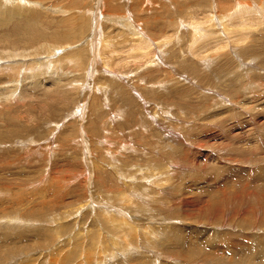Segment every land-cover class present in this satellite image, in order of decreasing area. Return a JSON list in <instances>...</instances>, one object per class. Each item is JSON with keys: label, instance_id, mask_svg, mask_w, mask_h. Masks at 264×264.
<instances>
[{"label": "rangeland", "instance_id": "374dc122", "mask_svg": "<svg viewBox=\"0 0 264 264\" xmlns=\"http://www.w3.org/2000/svg\"><path fill=\"white\" fill-rule=\"evenodd\" d=\"M33 1L40 5L0 17V214L26 220L0 225L6 243L0 248L20 244L21 233L55 246L7 257L4 264L66 263L75 248L70 246L88 247L93 239L98 242L100 231L111 233L107 222L117 210L123 221L140 229L144 223L161 234H154L157 242L121 234L125 240L108 248L117 259L109 257L105 264H222L216 258L224 252L217 247L231 244L236 251L233 258L228 255L229 264H247L238 259H245L238 253L244 249H252L251 260L259 261L264 252V24L243 36L235 27L242 16L232 18L231 12L248 1L256 8L240 13L257 18L251 9L264 14V0H215V7L214 0H147L139 15L133 0ZM212 14L227 18L235 28L229 30L232 38L243 43L235 40V49L213 54L209 38L216 37L218 27L205 26ZM124 18L129 20L123 24ZM130 20L153 46H162L147 56L139 49L129 54L137 37L124 28ZM204 21L211 36L194 38ZM43 40L56 46L47 58L32 53ZM38 58L41 63L30 65ZM7 60H19L25 73L31 70L16 75L18 64L12 62L8 71ZM147 187L149 195L140 193ZM141 194L150 201L137 202ZM99 205L109 213L105 222ZM10 235L13 244L3 239ZM98 256L89 250L90 262Z\"/></svg>", "mask_w": 264, "mask_h": 264}, {"label": "bare ground", "instance_id": "6f19581e", "mask_svg": "<svg viewBox=\"0 0 264 264\" xmlns=\"http://www.w3.org/2000/svg\"><path fill=\"white\" fill-rule=\"evenodd\" d=\"M98 1V3H99V1L100 0H97ZM111 1V0H110ZM134 2V5H135V11H136V13L138 14V13H141L142 12V6L146 3H148V1L146 0H133ZM154 1V0H153ZM156 1V0H155ZM212 1V0H211ZM250 1V0H249ZM253 1V0H252ZM251 1V2H252ZM17 2V4H15ZM103 3H104V1H102ZM101 2V3H102ZM161 2H162V0H161ZM213 3V5H214V7L216 6V4H215V0L214 1H212ZM236 2V1H235ZM243 2V1H242ZM245 3L244 4H240V3H237L236 5H238V10H233V12H231L233 15H232V18H233V16L235 17L236 15H238V14H240L241 16H242V21L241 22H239L238 23V25L236 26L235 25V27H236V31L237 32H239L240 34H242L243 36H245V34H251L253 31H256V30H258V29H260L259 28V26H260V24H264V14L262 13V9H251L252 10V12H253V14L254 15H256L257 16V18H254L253 16H251V17H244L243 16V14H244V11H246V10H244L243 12H241L240 13V11H242V9H247V11L252 7V8H256V7H253V5L250 3V2H246V1H244ZM254 2V1H253ZM32 3H36V4H39V2H37V1H33V0H1L0 1V17H1V15L2 14H10V15H15V14H18V13H23V12H25L26 11V7L27 6H31L32 5ZM71 3V2H70ZM167 3V2H166ZM256 3V2H255ZM9 4H11V5H9ZM13 4H15V5H13ZM31 4V5H30ZM229 4V3H228ZM231 4V3H230ZM229 4V5H230ZM254 4V3H253ZM40 5V4H39ZM71 5V4H70ZM74 5V4H73ZM149 5H151V4H149ZM167 5V4H166ZM220 5V4H219ZM235 5V4H234ZM233 5V6H234ZM35 6V5H34ZM99 6V5H98ZM140 6H141V8H140ZM147 6V5H146ZM145 6V7H146ZM156 6V5H155ZM225 6H226V4H225ZM258 6V5H257ZM4 7H7V8H5L4 9ZM71 7V6H70ZM160 7V6H159ZM171 7V6H170ZM235 7V6H234ZM234 7H233V9H234ZM26 8V9H25ZM73 8H74V6H73ZM81 8V7H80ZM221 8V7H220ZM61 9V8H60ZM64 9L65 8H63L61 11H64ZM68 9V8H67ZM140 9V10H139ZM171 9V8H170ZM226 9V8H225ZM230 9V8H229ZM227 10V9H226ZM57 11V10H56ZM246 11V12H247ZM65 12H69V11H65ZM71 12V11H70ZM74 12V11H73ZM77 12V11H76ZM56 13V12H55ZM63 13V12H62ZM64 14V13H63ZM99 14V13H98ZM103 14H104V12H103ZM73 15V14H72ZM72 15L71 16H69V18H67V20L69 21V19L70 18H72ZM100 15V14H99ZM139 15V14H138ZM247 15V14H246ZM83 16H84V14H83ZM100 16H102V15H100ZM99 16V18H101ZM210 16H211V14H210ZM231 16V15H230ZM229 16V17H230ZM10 17V16H9ZM73 17H74V15H73ZM78 17V16H77ZM238 17H239V15H238ZM237 17V18H238ZM75 18V17H74ZM82 18H84V17H82ZM116 18V17H115ZM6 19V18H5ZM30 19V18H29ZM64 19V18H63ZM66 19V18H65ZM73 19V18H72ZM71 19V20H72ZM131 19V18H130ZM231 19V18H230ZM8 20V19H7ZM111 20V19H110ZM116 20V19H115ZM129 19L128 18H124L123 19V21H122V23L124 24L125 22H127ZM233 20V19H232ZM108 21H109V18H108ZM114 21V20H113ZM206 21H208V23H209V21H210V24H207L205 21L203 22V24H202V22H200V23H198V25H197V28H196V30H194V29H192V30H194L195 31V33H194V38H199L200 36L203 38H205L206 37V39H207V37H210L211 35L209 34V32H208V30H204V24L206 23L207 25H205V26H208V27H213V30H214V28L216 29L217 27H218V29L216 30V32H218V34H216V32H213L214 33V35L216 34V37H214V36H212V37H210L209 38V40L210 41H212V42H214V44L212 45V47L213 48H215V49H213V54L215 53V54H218V53H220V51L219 50H221V49H227L228 48V46H229V48L230 47H232V49H235L236 48V45H234L235 44V42H238V43H240V41H241V43H243V40H241V39H239V40H234L233 38H232V36H231V34H230V32H229V30H231V33H232V30L234 29L235 30V28L233 27V29H231V26H232V24H231V26L228 24V19L227 18H223V17H219V18H217L216 16L215 17H213V14H212V17L210 18V19H207ZM238 21H239V19H238ZM4 22H6L5 20H4ZM74 22V21H73ZM103 22V21H102ZM121 23V24H122ZM230 23H231V20H230ZM233 23V22H232ZM0 24H2V22H0ZM75 25V24H74ZM148 25V24H147ZM202 27H201V26ZM221 25H222V29H221ZM71 26H73V25H71ZM195 26H196V24H195ZM234 26V25H233ZM85 26H84V23H83V28H84ZM207 27V28H208ZM97 28V27H96ZM124 28H126V30H129L131 33H133V35L134 36H137L136 38L135 37H133V40L136 42L135 44L136 45H133L132 47H131V49L130 50H132V51H128L129 52V54L130 53H137L138 52V50H136V49H139V50H141L142 51V55H144V54H146L145 56H147V53H148V51H150V49H154L155 47H157V45L159 46V47H161L162 46V44L163 43H158L157 45H154L153 46V41L150 39V37H148L147 35H145V33H144V31L142 30V32L140 31L141 29H139V27H138V25H136L135 24V22L133 21V20H130L129 22H128V24H127V26H125ZM151 28V27H150ZM192 28V27H191ZM191 28L189 29V30H191ZM90 29V28H89ZM83 30V29H82ZM96 30V29H95ZM94 30V32H96ZM125 30V31H126ZM147 30V29H146ZM71 31V30H70ZM73 31V30H72ZM221 31V32H220ZM67 32V31H66ZM126 32H128V31H126ZM192 32V31H191ZM235 32V31H234ZM245 32V33H244ZM248 32H250V33H248ZM72 32H70V35H72L71 34ZM89 33V32H88ZM213 33H211V34H213ZM64 34V33H63ZM127 34V33H126ZM69 35V34H68ZM67 35V36H68ZM74 35H76V34H74ZM73 35V36H74ZM97 35V34H96ZM99 35V34H98ZM125 35V34H124ZM128 36H129V34H127ZM235 35V34H234ZM108 36V35H107ZM139 36H140V38H139ZM218 36V37H217ZM76 37V36H75ZM91 37V38H90ZM70 38H71V36H70ZM114 38V37H113ZM68 39V38H67ZM92 39V42L90 41ZM97 39V38H96ZM130 39V38H129ZM245 39H247V40H245ZM248 39H250L249 37H246V38H244V40L245 41H248ZM69 40V39H68ZM72 40V39H71ZM87 40L88 41H90L89 43H91V46H92V48L94 47V44H96L94 41H95V39H94V37L93 36H88L87 37ZM109 40H110V37H109ZM111 40H113V39H111ZM115 40V39H114ZM66 41V40H65ZM235 41V42H234ZM43 43H41V42H39L38 44H37V46L36 47H34L35 48V50L32 52V53H35L34 54V56L36 55V54H39V53H47V54H49V55H47V56H45L44 58H47V57H49L50 55H52V53H54L55 51H56V46H53V42L50 44L47 40H43L42 41ZM230 43V44H229ZM108 43H105V42H103V49H104V51H106V53L107 52H109V51H107L106 50V48H104L106 45H107ZM82 45V44H81ZM87 45H89L88 43H87ZM98 45H95V48H94V50H96V47H97ZM139 46V47H138ZM88 47V46H87ZM85 48H86V46H85ZM98 48H100V47H97V50L96 51H98V53H99V49ZM102 48V47H101ZM206 48V47H205ZM208 48L209 49H205L206 51H210V46H208ZM79 49V48H78ZM113 49V48H112ZM204 49V48H203ZM101 50V49H100ZM77 51H79V52H81V51H83L82 50V48H80V50H77ZM85 51V50H84ZM95 51V52H96ZM103 51V50H102ZM204 51V50H203ZM205 51V52H206ZM217 51V52H216ZM92 52H93V49H92ZM111 52V51H110ZM109 52V53H110ZM77 53V52H76ZM83 53V52H82ZM90 53V52H89ZM97 53V52H96ZM97 53V54H98ZM208 53V52H207ZM19 54V53H18ZM17 54V55H18ZM92 54H95V53H92ZM105 54V53H104ZM148 54H151V53H148ZM199 54L200 53H198L197 55L199 56ZM209 54V53H208ZM16 54H13V57H15V56H17ZM26 55V53L24 54V53H21L20 54V57H23V56H25ZM100 55V54H99ZM77 56V55H76ZM75 56V57H76ZM79 56V55H78ZM77 56V57H78ZM83 56V55H82ZM94 56H97L96 54L94 55ZM202 56H203V54H202ZM206 56V55H205ZM19 57V56H18ZM91 58V57H90ZM89 58V59H90ZM133 58V57H132ZM144 58V57H143ZM150 58V57H149ZM196 58V57H195ZM42 59V58H41ZM41 59L40 58H38V59H36V60H33L32 62H31V64L30 65H33L34 66V64H38V63H41L42 61H41ZM196 59H198V58H196ZM10 60V59H9ZM12 60V59H11ZM76 60V59H75ZM74 60V61H75ZM82 60V59H81ZM8 61V60H7ZM79 61H80V59H79ZM91 62H93V60H90ZM146 61H148L147 59H146ZM198 61V60H197ZM200 61V60H199ZM11 62V64H12V62H14L15 64H18V63H20V61L19 60H15V61H10ZM24 62H25V60H24ZM54 62V61H53ZM56 62V61H55ZM1 63V62H0ZM8 63H9V61H8ZM22 63V62H21ZM26 63V62H25ZM199 63V62H198ZM2 64H4V63H2ZM6 64V63H5ZM10 63L8 64V65H6V66H3V67H5L4 69H6V70H8V71H10L11 69H13L12 68V65H11ZM15 64H14V66H15ZM23 65H26V64H23ZM42 65H44V63H42ZM41 65V66H42ZM91 65V64H90ZM2 67V68H3ZM7 67V68H6ZM18 71H19V69L21 70V72L20 73H18L17 72V70L15 71V70H13V71H15V72H17L16 73V75L18 74V75H22V76H24V75H28V73L30 72V70H31V66L30 67H28V72H26L25 73V69L23 68V72H22V68L19 66V64H18ZM1 71H2V69H1ZM4 71V70H3ZM10 73V72H9ZM12 74V73H11ZM15 75V74H14ZM13 75V76H14ZM14 76V77H18V76ZM8 76H9V74H8ZM21 76V77H22ZM11 77V76H10ZM14 77H12V78H14ZM20 77V76H19ZM19 79V78H18ZM9 81V80H8ZM17 81H19V80H17ZM16 82V81H15ZM9 83H11V82H9ZM2 86V85H1ZM18 93V92H17ZM7 165V164H6ZM169 167V166H168ZM174 168V167H173ZM118 173V172H117ZM120 173V172H119ZM118 177V176H117ZM125 180V179H124ZM158 180V179H157ZM164 180V179H163ZM168 181V180H167ZM152 182V181H151ZM158 182V181H157ZM152 183H154V181L152 182ZM151 183V184H152ZM159 183V182H158ZM123 184V183H122ZM166 184V183H165ZM125 185V184H124ZM142 185V184H141ZM156 185V184H155ZM161 185V184H160ZM134 187V186H133ZM139 188V187H138ZM134 189V188H133ZM140 190V189H139ZM149 189H148V187H147V189L146 190H142L141 189V192L140 193H142V192H144L146 195H149L148 194V191ZM123 191V190H122ZM148 191V192H147ZM152 190H150V192H151ZM155 191V190H154ZM160 191H162V190H160ZM152 193V192H151ZM130 195V194H129ZM146 195H144V194H141V195H139L138 196V199H136L137 200V202H139V203H141L142 202V200L141 199H144L145 200V198H144V196H146ZM153 195V194H152ZM131 196V195H130ZM130 198V197H129ZM132 198V197H131ZM134 199H135V196H134ZM119 200V199H118ZM123 200V199H122ZM135 200V201H136ZM163 200V199H162ZM125 201V200H124ZM130 201H132V200H130ZM134 201V200H133ZM145 201H150V199L149 200H145ZM159 201V200H158ZM161 201V200H160ZM163 201H165V200H163ZM111 202V201H110ZM120 202H122V201H120ZM126 202V201H125ZM154 202V201H153ZM96 203V202H95ZM128 203V202H127ZM126 203V204H127ZM158 203V202H157ZM163 203V202H162ZM130 204V203H129ZM147 204V203H146ZM159 204H161V203H159ZM38 204H36V206H37ZM107 205V204H106ZM141 205H143V204H141ZM149 205V204H148ZM42 206V205H41ZM110 206H113V205H110ZM109 206V207H110ZM144 206V205H143ZM34 207V206H33ZM106 207V206H105ZM116 207V206H115ZM145 207V206H144ZM78 209H79V207H77ZM117 208H119L118 206H117ZM116 208V209H117ZM148 208V207H147ZM3 210H4V208H2ZM34 209V208H33ZM81 209V208H80ZM79 209V210H80ZM98 209H102V218H105V220L103 221V222H105L106 220H107V215H109V213L106 211V208H104L103 206H98ZM119 210H123V209H119ZM144 210H145V208H144ZM148 210V209H147ZM143 211V210H142ZM4 212V211H3ZM2 212V213H3ZM5 212H6V209H5ZM43 212V211H42ZM12 213V212H11ZM32 213V212H31ZM46 213V212H45ZM76 213V212H75ZM225 213V212H224ZM38 214H40V213H38ZM124 214V213H123ZM42 215V214H41ZM111 215V217L109 216V218H110V221L109 222H107V224L108 223H111V227H110V231L109 232H111L109 235L107 234V235H104L103 234V232L104 231H98L99 232V234H100V237H99V240H98V242H96L94 239H93V241H92V243H91V245L90 246H88V247H84V244H77L76 243V245L75 246H70V247H75L71 252H70V254L66 257V263L67 264H83V262H82V257H80L82 254H84L85 256V259L89 262V263H94V261H96V264H105V263H108L106 260H108V258L110 257V260H115V259H117V254H114L113 252L112 253H110V251L108 250V248L110 247V242H113L115 245H116V248H117V245L119 244V239L120 238H122L121 237V234L124 236V237H128V235L130 234L132 237H134L135 236V239H139V240H141V241H146V240H152L153 242H157V241H154L155 240V238H154V234H159L160 233V229H157V228H153L152 226H145V224L143 223V225L141 224V226L143 227L142 229H140L139 227H137V225L134 223V222H130V220L129 221H127L126 220V218H124V220L125 221H123L122 219H120L119 218V216L120 215H122V211H116L114 214H110ZM2 216H4V215H1L0 214V225H2V226H5V227H7L8 226V224H10V222H17V221H20V222H23V221H26V220H24V219H21V218H17V217H15V216H11V214H7V213H5V216L3 217V218H1ZM43 216V215H42ZM53 216V215H52ZM57 216H59V215H57ZM124 216L126 217V215L124 214ZM53 217H55V216H53ZM108 218V219H109ZM59 219V218H58ZM60 220V219H59ZM103 220V219H102ZM5 221H6V223H5ZM56 221V220H55ZM123 221V222H122ZM61 222V221H60ZM150 222H152V220L150 221ZM8 223V224H7ZM58 223V222H57ZM63 223V222H62ZM148 224H150L149 222H147ZM54 224V223H53ZM60 224V223H59ZM105 224V223H104ZM50 225V224H49ZM154 225V224H153ZM65 228V227H64ZM108 228V227H107ZM88 229V228H87ZM166 229V228H165ZM0 230H2V229H0ZM77 230V229H76ZM99 230V229H98ZM103 230V229H102ZM4 231V230H3ZM3 231H2V234L4 235V236H6V235H8V234H6V233H3ZM77 231H79V230H77ZM108 231V230H107ZM127 231V232H126ZM163 231V230H162ZM85 232H87V231H85ZM98 232H97V234H98ZM126 232V234H124ZM78 233V232H77ZM94 233V232H93ZM22 235H21V238H19L20 240H21V243L20 244H18V245H14V246H11V247H7L4 251L3 250H1V248L2 249H4L3 248V246L6 244H4V245H2L3 244V242H4V240H2V238H0L1 240H0V263H2V264H4V262L6 261V260H8L7 259V257H13V259L15 258V256L16 255H20V253H22V252H24V253H26V255H30V253H32V251H35V250H37V248L38 249H41V248H43V246H44V244L46 245V246H50L49 248H52L53 246H55V243L51 240V241H41V242H39V238L38 239H34V240H31L28 236H26V233L25 234H23V233H21ZM79 234V233H78ZM97 234H95V236L97 235ZM161 234V233H160ZM159 234V235H160ZM18 235V234H17ZM29 235V234H28ZM86 235V234H85ZM88 235V234H87ZM32 237H34V236H32ZM35 237H37V236H35ZM87 237V236H86ZM92 237V236H91ZM124 237L122 238V240H125L124 239ZM139 237V238H138ZM11 238H13V237H11V235L10 236H8V237H3V239H7V241H11V244H13L12 242H14L15 243V239L14 240H11ZM18 238V237H17ZM50 238V237H49ZM64 238V237H63ZM62 238V239H63ZM69 238H71L70 236H69ZM68 238V239H69ZM74 238V237H73ZM73 238H72V240H73ZM129 238H130V236H129ZM24 239V240H23ZM27 239H30V241L28 242L27 241ZM103 239V240H102ZM64 240V239H63ZM87 240V239H86ZM122 240H121V242H122ZM6 241V242H7ZM69 241V240H68ZM79 241V240H78ZM17 242V241H16ZM23 242V243H22ZM46 242V243H45ZM73 242V241H72ZM72 242H71V244H72ZM88 242V241H87ZM86 242V243H87ZM225 242H227V240L225 241ZM232 242V241H231ZM7 243H9V242H7ZM66 243V242H65ZM17 244V243H16ZM68 244H69V242H68ZM81 245H83V248L81 249ZM101 245L103 246L102 248H101ZM232 245V244H231ZM231 245H226L225 246V248H223V246H219L218 245V247L217 248H219V249H221L224 253H222L221 255H219V258H216L217 260H220L221 262H222V264H229V261L227 260V257H228V255H229V257H234V253H233V250H234V252L236 251V248L234 247V246H231ZM10 246V245H9ZM18 248H17V247ZM19 246H21V248H19ZM16 247V248H15ZM45 247V246H44ZM68 247V246H67ZM66 247V248H67ZM124 247H126V246H124ZM26 248V249H25ZM24 249V250H23ZM56 249V248H55ZM68 249V248H67ZM80 249H81V251H80ZM52 250V249H51ZM89 250L92 252V254H95L96 252H97V254L99 255L98 257H96L94 260H93V262H90V260L88 259V255H89ZM104 250H106L105 251V253H107L108 254V256H101V254L102 253H104ZM113 250V249H112ZM116 250V249H115ZM122 250V249H121ZM238 250V249H237ZM250 250H252V249H250ZM250 250H247V249H244L243 251H240V252H238V253H241V255L242 254H244V258L245 259H243V258H238L239 259V261H241V262H245V263H247L248 264V262L250 263V264H256V263H260V264H264V252H262V253H260L259 254V256H258V260L259 261H253V260H251L252 259V253H251V251ZM68 251V250H67ZM80 251V252H79ZM119 251V250H118ZM127 251V250H126ZM239 251V250H238ZM104 253V254H105ZM118 253V252H117ZM122 253V252H121ZM121 253H118V254H121ZM128 253V252H127ZM23 255V254H22ZM123 255V254H122ZM240 254H239V256H241ZM247 257H250V258H246V256ZM121 256V255H120ZM242 257V256H241ZM125 258V257H124ZM84 259V258H83ZM69 262H68V261ZM219 261V262H220ZM15 262V261H14ZM56 262V261H55ZM88 262H87V264H88ZM65 262L63 263V264H66ZM158 263V262H157ZM95 264V263H94ZM219 264V263H218Z\"/></svg>", "mask_w": 264, "mask_h": 264}]
</instances>
